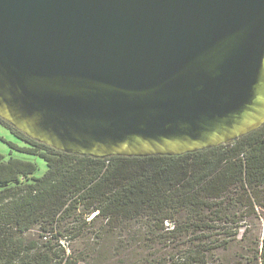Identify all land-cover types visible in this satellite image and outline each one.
Wrapping results in <instances>:
<instances>
[{
    "label": "water",
    "instance_id": "obj_1",
    "mask_svg": "<svg viewBox=\"0 0 264 264\" xmlns=\"http://www.w3.org/2000/svg\"><path fill=\"white\" fill-rule=\"evenodd\" d=\"M0 116L96 158L236 141L264 125V0H0Z\"/></svg>",
    "mask_w": 264,
    "mask_h": 264
},
{
    "label": "trees",
    "instance_id": "obj_2",
    "mask_svg": "<svg viewBox=\"0 0 264 264\" xmlns=\"http://www.w3.org/2000/svg\"><path fill=\"white\" fill-rule=\"evenodd\" d=\"M0 124L48 166L37 178L33 161L0 154V264L97 260L106 252L68 253L64 241L111 245L137 227L144 229L143 264H264V125L183 155L96 158ZM168 243L185 248L177 260L146 254Z\"/></svg>",
    "mask_w": 264,
    "mask_h": 264
},
{
    "label": "rangeland",
    "instance_id": "obj_3",
    "mask_svg": "<svg viewBox=\"0 0 264 264\" xmlns=\"http://www.w3.org/2000/svg\"><path fill=\"white\" fill-rule=\"evenodd\" d=\"M1 118V116H0ZM3 118V117H2ZM5 119V118H3ZM28 146L18 140L8 129L0 124V154L9 161L11 159L31 160L33 161L38 170L35 177H42L48 170L47 162L43 157H35L26 152ZM264 224V222H263ZM93 244V245H90ZM64 246L67 248L68 253L75 250L76 252H88L94 251V249L105 255L99 259L88 257L87 261L82 264H101L105 259H111L109 264H143L144 263V229L137 227L130 233H124L121 236H117L111 245L99 242L95 245V241H71L70 239L64 241ZM185 248L175 245L174 243L161 244L158 247L146 251V254L153 255L156 251H162V253H169L170 256L177 260L180 251ZM156 250V251H155ZM208 264H218L211 260Z\"/></svg>",
    "mask_w": 264,
    "mask_h": 264
}]
</instances>
